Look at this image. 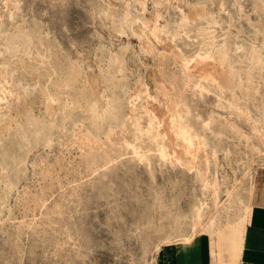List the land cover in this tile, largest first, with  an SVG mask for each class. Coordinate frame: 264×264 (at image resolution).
Returning a JSON list of instances; mask_svg holds the SVG:
<instances>
[{"label":"rangeland","instance_id":"rangeland-1","mask_svg":"<svg viewBox=\"0 0 264 264\" xmlns=\"http://www.w3.org/2000/svg\"><path fill=\"white\" fill-rule=\"evenodd\" d=\"M263 197L264 0H0V264H240Z\"/></svg>","mask_w":264,"mask_h":264},{"label":"crops","instance_id":"crops-1","mask_svg":"<svg viewBox=\"0 0 264 264\" xmlns=\"http://www.w3.org/2000/svg\"><path fill=\"white\" fill-rule=\"evenodd\" d=\"M175 261V264H207L204 239L198 238L177 249ZM240 264H264V197L253 206L245 226Z\"/></svg>","mask_w":264,"mask_h":264}]
</instances>
